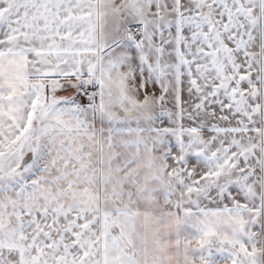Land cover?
I'll return each instance as SVG.
<instances>
[{
    "label": "snow or ice",
    "instance_id": "snow-or-ice-1",
    "mask_svg": "<svg viewBox=\"0 0 264 264\" xmlns=\"http://www.w3.org/2000/svg\"><path fill=\"white\" fill-rule=\"evenodd\" d=\"M0 264H264V0H0Z\"/></svg>",
    "mask_w": 264,
    "mask_h": 264
}]
</instances>
